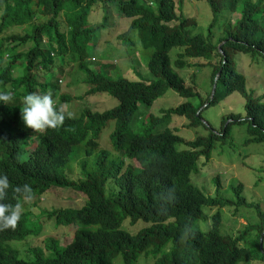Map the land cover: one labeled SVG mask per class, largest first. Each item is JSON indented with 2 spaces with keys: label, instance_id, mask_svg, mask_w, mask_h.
I'll use <instances>...</instances> for the list:
<instances>
[{
  "label": "trees",
  "instance_id": "trees-1",
  "mask_svg": "<svg viewBox=\"0 0 264 264\" xmlns=\"http://www.w3.org/2000/svg\"><path fill=\"white\" fill-rule=\"evenodd\" d=\"M206 1L211 17L199 20L184 6L177 7L176 0H0V92L13 97L0 104V173L9 178L4 202L19 201L22 206L16 227L0 231V264H138L145 255L155 258L153 264H264L261 205L247 200L242 184L232 187L233 200L212 197L192 183L199 160L211 157L219 144L230 143L235 125L247 126V142L264 143V96L248 90L246 72L239 65L240 56L264 62V0ZM113 5L130 25L117 37L118 44L106 45L148 51L149 70L157 77L152 82L126 77L107 54L105 62L99 59V38L101 42L119 26L110 11ZM177 46L182 48L175 59L178 68H211L207 98L174 69L171 51ZM71 65L85 75V94L108 93L118 104L103 111H65V120L56 128L26 127L20 103L28 92L50 93L55 107L74 100L60 93L59 80L51 82L53 70L65 77ZM43 74L47 78L41 83ZM168 88L199 102L164 109L163 116L145 121L146 129L133 131L132 122L144 120V110ZM235 92L246 98L245 114H224L219 130L204 121L205 109ZM173 116L186 117L190 127L202 124L210 132L185 140L178 128L169 126ZM111 122L114 148L108 150L101 146V136ZM77 159L80 176L72 179L68 170ZM23 184L30 185L31 199L57 187L72 199L83 196L85 203L54 208L35 220L23 210V196L14 191ZM207 205L235 206L233 214L246 209L261 223L248 224L237 237L224 235L218 211L203 230L199 223L209 219ZM46 224L74 227L75 232L67 243L56 233L44 246L31 244ZM257 230V253L239 246Z\"/></svg>",
  "mask_w": 264,
  "mask_h": 264
},
{
  "label": "rangeland",
  "instance_id": "rangeland-1",
  "mask_svg": "<svg viewBox=\"0 0 264 264\" xmlns=\"http://www.w3.org/2000/svg\"><path fill=\"white\" fill-rule=\"evenodd\" d=\"M176 2L177 7L184 6L191 11L189 13H192L194 16L197 14L199 20L204 17H211V11H209L210 7L206 0H176ZM153 5L155 6V4ZM110 11L114 15L115 19L120 20L118 21L119 26L113 29V32H108L104 35V37L102 36L103 38L101 42L99 38L97 42V45L100 46L99 59L104 61L105 59L103 55L107 54L109 60H113L118 66V69L126 77L132 80L145 79L152 82V80H155L157 77L149 70L148 62L150 59V53L148 51H145L140 46L137 47L135 52H128L123 49L112 50L110 45H106L107 41L118 44L117 37L130 25V19L123 17L124 15L117 7L113 5ZM238 16L239 14L236 13L232 17L233 19H236ZM97 18L100 19V17ZM181 49V47L177 46L171 51L174 69L184 78L187 86H191L195 90L201 91L203 97L207 98L211 91V68H178L175 65V59L177 58L178 51ZM91 51L93 53L92 49ZM89 60L92 62L96 61L94 56ZM100 60L99 62H103ZM239 65L243 67L246 72L248 90L255 92L256 95L264 96V62L261 60L254 61L249 56H240ZM68 71L70 72L64 77L62 74H57L53 70V77L51 79V82L53 83L59 80L60 93L64 92L72 97H75L71 102L62 105L64 107V111L80 113L85 108L103 111L118 104V99L108 93L100 92L91 95L85 94L88 89L87 85L83 82L85 75L76 71L75 67L73 68L72 65L66 68V73ZM46 78L45 74H43L38 80L42 83L46 81ZM82 95L83 98H77ZM186 101L198 103L199 99L182 97L172 88H168L165 95L157 99L154 104L149 107L147 112L144 110V113H148V116L145 117L144 120H141V117H137L135 121L132 122L133 131L140 132L143 131V129H146L147 127H144V123L146 120H150L151 115L161 117L163 116L164 109L176 107ZM245 105L246 98L239 92H235L223 102L205 109L203 117L205 122H208L215 129L219 130L222 126L224 114H245ZM188 124H190V122L186 117L173 116L171 117L169 126L174 129L178 128V133L185 140H194L197 136L208 135L210 132L209 129L205 128L202 124L198 127H190ZM113 130L114 123L111 122L106 128H104L101 136V146L108 150H112L114 148L111 144L110 137ZM231 138H233V140L227 145L219 144L213 151L211 157H204L199 160V165L193 172L192 183L204 189L205 192L212 197L218 196L233 200H235L236 197L232 187L236 184H242L243 195L247 198V200L249 202L259 203L264 209V143L247 142V139L249 138L247 126L242 124L235 125ZM222 149H224V152ZM113 153L115 154L114 150ZM128 163H131V161H128ZM79 165V160L77 159L72 163L71 168L68 170V175L72 179L79 178ZM217 179L219 180V183L217 182ZM58 189L62 188H52L48 194L42 197L24 199L22 201L23 210L30 212L32 218L37 220L38 218H45L46 215L44 214L54 208H80L84 205L85 199L83 196L72 199L68 195L57 191ZM70 189L72 190L74 188ZM234 210L235 206L220 207L218 205H207L205 208V214L209 219H202L199 226L201 229L206 230L213 214L218 211H221L223 216V222L220 230L224 235L237 237L241 231L246 229L248 224L261 223L258 216L253 214V212L250 213L246 209H241L239 214H233ZM74 232V227H57L54 229L52 224H46L42 234L39 235L37 239H34L31 244L44 246L45 239L49 235L56 233H60V235L56 234L60 237V241L67 243L71 240ZM257 232L259 233L258 230L253 231L247 236V238L242 239L239 242V246L248 247L250 250L257 253L259 251L255 240L258 235ZM154 261L155 258L153 256L145 255L138 264H153ZM238 264L260 263L253 260L241 261Z\"/></svg>",
  "mask_w": 264,
  "mask_h": 264
},
{
  "label": "clouds",
  "instance_id": "clouds-1",
  "mask_svg": "<svg viewBox=\"0 0 264 264\" xmlns=\"http://www.w3.org/2000/svg\"><path fill=\"white\" fill-rule=\"evenodd\" d=\"M13 99L10 92H0V104H7ZM53 96L50 93L28 92L23 95L20 103L21 119L26 127L40 130L56 128L65 120L66 114L63 107H55ZM70 115V113L68 114ZM9 178L0 173V231L14 229L20 219L21 204L5 203ZM15 192L21 194L24 199H31L32 189L30 185H17Z\"/></svg>",
  "mask_w": 264,
  "mask_h": 264
},
{
  "label": "water",
  "instance_id": "water-1",
  "mask_svg": "<svg viewBox=\"0 0 264 264\" xmlns=\"http://www.w3.org/2000/svg\"><path fill=\"white\" fill-rule=\"evenodd\" d=\"M219 76H220V73H218V75H217L216 78H215V83H214L213 91H212V97L215 95L216 87H217V82H218ZM205 106H207V104H206ZM205 106H204V107H205ZM204 107H203V108H204ZM203 108H201V109L199 110L198 114H200V112H201V110H202ZM204 121H205V120H204ZM262 240H263V239H262ZM261 242H262V241H261Z\"/></svg>",
  "mask_w": 264,
  "mask_h": 264
}]
</instances>
